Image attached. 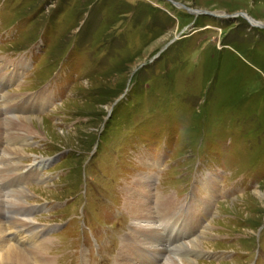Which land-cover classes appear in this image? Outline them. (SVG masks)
<instances>
[{"label":"rangeland","instance_id":"374dc122","mask_svg":"<svg viewBox=\"0 0 264 264\" xmlns=\"http://www.w3.org/2000/svg\"><path fill=\"white\" fill-rule=\"evenodd\" d=\"M0 142L46 264H120L142 175L180 263L264 264V0H0Z\"/></svg>","mask_w":264,"mask_h":264},{"label":"bare ground","instance_id":"6f19581e","mask_svg":"<svg viewBox=\"0 0 264 264\" xmlns=\"http://www.w3.org/2000/svg\"><path fill=\"white\" fill-rule=\"evenodd\" d=\"M19 64L20 65L18 67L25 65L23 61H21ZM24 67L23 68L21 67V68L24 69ZM25 118L17 117V118H11L9 120L7 119L6 120L7 122L10 123L9 126L14 125V126H18L24 129H28V130L30 129V126H31V120L40 121L39 119H32V118L25 119ZM7 127H8V124H7ZM7 136H9V134H7ZM5 154L7 155L6 150H5ZM1 167L2 169H0V182L1 181L5 182L6 180L12 184L10 175L13 173H12V168L10 166V163L9 162L5 164L3 163L1 164ZM18 182H20V180H18ZM152 186L153 185L151 184L150 176L145 177L144 175H142L138 177L137 179H135L134 186H133L134 190H131L129 188L126 191L127 199L125 201L126 206L124 208H126L128 212L130 213V215H132V217L135 219L134 223L137 225L133 224L134 227H131V231L127 233L129 235L126 237L125 240L123 239L124 240L123 242L126 243L127 247L118 256L117 260L120 261V264H133L132 259H136V258L142 259V261L144 260L145 262H150V260L154 259V260H157L158 262L160 261L159 264H190L191 261L190 262L187 261V263H183V262L180 263V261L182 260L179 261L178 258L175 257L176 253L181 248L185 247V246L181 247L183 243L182 242L183 238L181 237L184 235L182 232V228H180V230H178L177 232L172 231L170 236L161 237L160 239H159V236L157 238V236L153 235L152 233L154 230H157L159 228H161L163 231H167L168 229L163 228L162 226H160L159 228H156L157 227L156 222H158L159 220L157 221V217H154V213L151 212V206L150 205L147 206V202H145V200L143 202L144 198H141L140 196H136V193H135V189H137L141 193H144L145 191H147L148 194H151L150 188ZM212 186H216V183L213 180L210 182V184L207 183V186L205 187L206 190L208 189L207 193H210L214 190ZM23 187H24L23 184L22 185L19 184L14 189L8 188V191H6V188H0V235H2L0 236V264H11L13 262L17 264H30L29 256L30 258L32 257L33 261L37 264H46L49 261L48 254L43 253L44 250H48V247L46 246V243H47L46 240H43L39 244H36L34 248L33 246H30L29 244L28 245L25 244L26 242L31 240V237L33 235L39 234L42 230H38V228L34 226V221H32V219L29 217L30 209L26 210L29 206L22 200V194H21L22 191H20V189H22ZM1 192H4V194H7L6 196L11 197L12 200L10 198V202H9L8 199L5 198V195L2 194ZM13 194H15V196H13ZM130 197L132 199L129 201L128 198ZM167 199L168 197H166L165 200L157 204V206L162 207L161 211L164 212V210H166L165 216L162 214L164 216V219L162 221H167L168 219L170 220L171 218H173L174 215L178 213H180L179 217L181 218L184 217L185 215L183 213H185V211H182L183 207L181 209L178 208L180 207L178 201L174 199L172 200V202H169ZM169 203L171 206L173 205L171 208H169ZM5 209L8 212H10L9 215H11V217L7 218V216L4 214L6 212V211L4 212ZM26 212H28V216L23 215L24 219L19 217L20 213H26ZM13 215H16L17 217H14ZM200 216L201 214L194 216V217H200ZM3 219H6V220L3 221ZM3 223H5V225ZM152 227H155V229H153ZM143 228H145L146 230L143 231ZM149 233H152L153 235L151 237V241H157V245H156L157 250L155 251V249H151V247L149 246L146 247L145 249L142 248L143 257H141L140 252L137 250V248H134V247H137V245H143L141 243L145 242L144 239H146V241L148 240L147 235ZM143 235H144V239L142 237ZM174 235L175 237H179V238L172 239ZM171 241H173L172 246L174 248L173 249L171 248L172 249L171 251H173L174 256L173 254L172 256L171 254H169L170 251L167 248L168 245H171ZM148 242L150 241L148 240ZM148 242H146V244ZM199 245L200 244L198 243V240H195V241L193 240L191 242V247H192L191 249H196L200 251ZM152 250L155 251L154 252L155 254L153 253ZM160 256L164 258L162 260H159Z\"/></svg>","mask_w":264,"mask_h":264},{"label":"water","instance_id":"95a60500","mask_svg":"<svg viewBox=\"0 0 264 264\" xmlns=\"http://www.w3.org/2000/svg\"><path fill=\"white\" fill-rule=\"evenodd\" d=\"M176 4V3H175ZM187 10H190L191 11V9H189V8H186ZM193 12H195V13H197V14H200V11H198V10H192ZM203 14H210V15H212V16H214V14L213 13H210V12H207V11H203L202 12Z\"/></svg>","mask_w":264,"mask_h":264}]
</instances>
